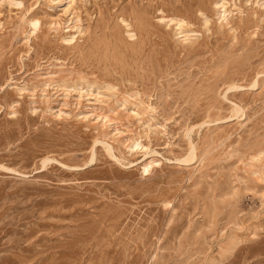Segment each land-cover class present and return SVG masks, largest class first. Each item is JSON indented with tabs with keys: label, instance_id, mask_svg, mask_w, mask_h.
Instances as JSON below:
<instances>
[{
	"label": "rangeland",
	"instance_id": "1",
	"mask_svg": "<svg viewBox=\"0 0 264 264\" xmlns=\"http://www.w3.org/2000/svg\"><path fill=\"white\" fill-rule=\"evenodd\" d=\"M0 264H264V0H0Z\"/></svg>",
	"mask_w": 264,
	"mask_h": 264
},
{
	"label": "bare ground",
	"instance_id": "2",
	"mask_svg": "<svg viewBox=\"0 0 264 264\" xmlns=\"http://www.w3.org/2000/svg\"><path fill=\"white\" fill-rule=\"evenodd\" d=\"M33 26L36 28V26L37 25H35V24H33ZM254 86H256V84L254 85ZM140 144H136V143H134L133 144V147H138ZM192 155V156H191ZM190 157H193L194 155L191 153L190 155H189ZM194 158V157H193ZM190 160H191V158H190ZM184 162H189V159H186ZM191 162V161H190ZM148 167V166H147ZM147 167H145V168H147ZM149 168V167H148ZM146 171H148V169H146Z\"/></svg>",
	"mask_w": 264,
	"mask_h": 264
}]
</instances>
